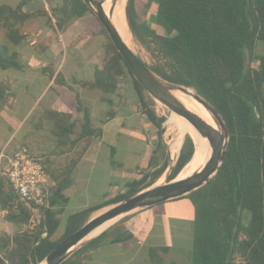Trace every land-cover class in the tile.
Segmentation results:
<instances>
[{"label": "trees", "instance_id": "1", "mask_svg": "<svg viewBox=\"0 0 264 264\" xmlns=\"http://www.w3.org/2000/svg\"><path fill=\"white\" fill-rule=\"evenodd\" d=\"M28 1L16 8L0 5V23L7 30L5 42H0V71L22 69L21 54L12 47L24 39L19 33L24 22L41 14L23 13ZM153 1L157 3L156 23L164 36L138 21L134 0H128L126 7L134 34L142 31L140 35L154 46L151 53L154 62L149 68L171 83L194 89L218 110L230 132L225 158L216 175L203 187L182 197L194 208L190 264H264V52L256 53L258 43L264 44V0ZM86 14L93 15L81 0H62V6L54 10L56 29L63 31L70 21ZM101 28L108 40L102 65L95 69L93 82L83 86L109 95L116 92L121 81L130 79L140 113L162 136L165 118L157 116L156 103L135 81L102 25ZM60 78L57 74L54 82L59 83ZM3 90L1 87L0 97ZM76 105L82 118L75 139L71 136L76 124L69 115L58 112L44 115L54 138L52 154H65L80 143L83 146L61 170V176L49 173L52 185L48 187V205L39 210L42 221L37 228L22 229L31 213L0 178V206L7 211L5 220L14 227L11 235H0V264H39L61 241L52 239L58 229L55 214L59 211L54 210L58 203L64 206L68 201L66 189L72 185L74 170L101 138V130L92 127L89 110L77 96ZM113 116V112H108L106 119ZM160 140L139 168L141 178L128 181L125 194L70 216L63 238L83 226L92 213L154 185L169 167V157ZM197 149V143L186 135L167 182L177 178ZM245 213L249 215L247 220ZM94 241L63 264H68Z\"/></svg>", "mask_w": 264, "mask_h": 264}, {"label": "crops", "instance_id": "2", "mask_svg": "<svg viewBox=\"0 0 264 264\" xmlns=\"http://www.w3.org/2000/svg\"><path fill=\"white\" fill-rule=\"evenodd\" d=\"M22 2L23 0H0V5L16 8ZM29 6L36 13L41 14L25 21L21 28H25V25H29V22L33 20H38L39 27H36L35 30L37 31L34 32H21L20 28L19 33L24 39L18 46L12 47V50L21 54L22 69L0 71V80L4 81L0 85L4 89L0 101H6L8 96V101L9 103L12 102L13 106L17 99L19 101L20 96L26 97L27 93L32 92L35 86L42 83V94L53 91L50 106L46 105L45 109L47 110L41 113L43 117L45 112H58L68 115L70 113L65 112L62 108L70 104L72 106L71 110L78 114V118L81 119L82 114L77 112L76 105V96L79 97V95L74 94V92L80 91L83 97H79V99L89 110L92 127L101 130V138L93 145L103 142L110 125L117 121V115L121 114L124 118H122L121 131L118 132L120 139L127 143L130 141L131 146H136L138 142L145 147L142 163L136 167L139 170L146 162L150 151L154 149V145L147 142L146 136L155 127L140 113L135 92L128 88L124 93L120 88V83L116 92L109 95L84 87L83 84L93 82L94 71L99 67H96V63L92 61L86 62L87 58H91L93 53L86 50V52H90L85 57L86 59L82 60L87 65V69L85 67L87 71L81 73L87 77V80H84L83 76L79 77L83 64L68 62L67 56L64 57L66 44L74 42L78 38L82 40L75 43L78 47L77 52L80 49L85 52L86 45L90 44L91 48L96 41H100L99 36L102 33V28H99L100 23L93 15L86 14L81 18L70 21L64 26L63 31L56 32L58 35L62 33V36L58 41H55L53 32H45L44 27H46V23L50 27V20L47 17L50 14L49 7L52 6V14H54V10L62 6V0H56L49 6L46 3L43 5L41 0H30L24 4L22 12L33 14L34 11H31L32 8H29ZM53 23L56 28L54 19ZM25 30L31 31L27 28ZM61 37H64V39L61 40ZM97 38L98 40H96ZM37 42L42 43V46L39 47ZM44 48V57H42L39 51ZM57 74L61 75L59 83L54 82ZM6 86L10 87V91L7 90L8 87ZM14 91L16 98L11 97L9 99V93ZM93 108L105 110L103 120L100 121L93 117L91 114ZM108 112L114 114L111 120L106 119ZM133 114L136 115L135 125L130 121ZM26 115L27 113L24 118ZM141 134L144 138L141 137ZM10 140V137H8L5 145H9ZM4 149L6 147L2 146L0 152L6 151L7 154L13 152ZM111 151L114 154L113 148H111ZM82 161L81 159L78 167L74 170L71 176L72 180L78 178L79 166ZM124 177H122V181H124ZM70 187L66 189V196L67 193L76 191V188ZM118 222L105 229V233L100 232L101 234L104 233L101 237V234L98 233L100 235L97 234V237L84 244L81 248L99 237L85 250L74 256L68 264H190L189 257L193 246L194 208L188 199H175L161 203L132 213Z\"/></svg>", "mask_w": 264, "mask_h": 264}, {"label": "rangeland", "instance_id": "3", "mask_svg": "<svg viewBox=\"0 0 264 264\" xmlns=\"http://www.w3.org/2000/svg\"><path fill=\"white\" fill-rule=\"evenodd\" d=\"M54 1L56 0H41L43 5H45L46 3L48 6L52 5ZM127 1L128 0H124L122 2L120 11L123 13L126 19L127 32L130 37L128 45L143 62H145L148 66H152L154 59L151 53L154 50V46L150 43L148 38L140 35L139 32L142 31H139L137 35L134 34L127 19ZM30 7L31 6H29V8ZM51 7H49L50 14H48L47 16L50 20L49 22L51 28L46 23V27H44V30H46L45 32H53L54 40L58 41L60 36H62V33H59V35L56 33L61 31L56 30V28L54 27L53 19L55 22L56 18L54 14H52L53 9ZM134 7L138 21L146 24V26L150 30L154 31L157 35H165L164 31L156 23L157 3L155 1L151 2V0H134ZM107 8H109L108 5ZM31 11H34V9L32 8ZM35 13L36 11L33 12V14ZM37 21L38 20L30 21L29 25L27 24L29 27L25 25V28L31 29V31L25 30V28L23 27L21 28V32L37 31L35 30L37 29L36 27H39ZM99 28H101V26ZM6 31V28L2 26V23H0V42L5 41ZM99 37L100 41H96L95 45L91 46V48L90 44L86 45L85 52H82L81 49L79 52L76 51L78 47L75 43L80 42L82 40L81 38H78L74 42L66 44V52L64 54V57L66 58L67 56V61L83 64L80 70L79 77L83 76L81 72L87 71V65L82 60L86 59L85 57H87L88 52L91 51L94 55L92 54L91 58H87V63L92 61L96 63V67L102 65L104 45L108 43V40L102 33ZM62 39H64V37H61V40ZM96 40H98V38ZM38 44L39 47L42 46V43ZM86 50L90 51L86 52ZM44 51L45 48L39 51L42 57H44ZM263 52L264 44L262 42H259L256 48V53L260 55ZM83 77L84 80H87L86 76ZM3 83L4 81L0 80V85H2ZM42 85L43 84L41 83V85L35 86L32 92L27 93L26 97L20 96L19 101L18 99L15 101L16 103H14V107L12 106V102L9 103L8 96L6 97V101H0V149L2 146L6 147V149L4 150L9 151H14L20 147L27 148L32 157L38 163L44 166L48 175V183L49 185H52V178L49 173L55 172V176H61V170L73 158L75 151H78L82 148L83 143L78 144L74 150L68 149V152L65 154H61L58 152L57 154L51 153V151L54 149V138L51 134V125L46 119H44L41 113L44 112V110H47L45 109L46 105L50 106L53 91H48L47 93L45 92L44 94H42ZM1 87L2 86H0V88ZM6 87H8L7 90L10 91V87ZM120 88L124 93H126L128 88L132 89L135 92L133 83L130 79H124L123 81H121ZM74 94H78L80 98L83 97L80 91H76L74 92ZM9 96V99L11 97L16 98L15 91L10 92ZM71 108L72 106L70 104H67L65 108H62V110L70 113L68 115L71 118V121L76 124L74 134L71 136L72 139H75L78 137L80 131L79 126L81 123V119L78 118L79 115L75 114V112L72 111ZM154 109L157 116L165 118V122L161 127L163 130V134L162 136H159L157 129L154 128V130L151 131L152 133L150 131H147L148 135L146 136V140L148 143L151 142L155 147L161 138L160 141L163 143L165 147V153L169 158V147L174 145L175 147L178 146L181 149L184 137L186 135L192 137V139L197 143L199 149L206 146L208 142L202 139L185 120L169 112L159 103H156ZM104 111L105 110L101 108L98 110L93 108L91 114L94 118L101 121L105 116ZM26 113L27 115L24 118V115ZM135 116L136 115L133 114L130 118V121L133 125H135L136 123ZM117 118L118 120L113 122L110 125L108 131L105 133L103 142L93 145L88 149L87 153L84 154L82 158L83 161L79 166L80 171L78 178H74V180H72L73 185L70 187L76 188V191H74L75 193L72 191L71 193H67L68 201L66 202V204L64 206H58L60 204L58 203V207L56 206L54 212L59 211L58 214H55V219L58 221V229L56 234L52 237L53 240L59 241L63 239V236L66 233L67 219L70 216L78 213L79 211H82L83 209L99 206L104 201L112 200L118 194H125V184L128 182L125 180L132 181V179L138 180L141 178L136 167L142 163L145 147L138 142L136 146H131L130 141H128L129 143H127L123 142L120 139V136H118V132L121 131L120 127L122 124V118L124 117L121 114H118ZM8 137H10L11 140L9 141V145L7 144V147V145H5V141ZM141 137L144 138L142 134ZM111 148L114 149V154L111 153ZM194 156H197V153H195L193 157ZM190 162L182 169L180 174L177 176L178 178L184 176L190 169L195 166L194 163L189 166ZM173 166L174 163L169 159L168 169L154 184L160 185L166 183L167 176ZM122 177H124V181H122ZM108 206L92 213L90 218L98 215ZM245 214V218L247 220V217H249V215L248 213ZM13 232L14 227L5 219H3L2 224H0V235H11Z\"/></svg>", "mask_w": 264, "mask_h": 264}, {"label": "water", "instance_id": "4", "mask_svg": "<svg viewBox=\"0 0 264 264\" xmlns=\"http://www.w3.org/2000/svg\"><path fill=\"white\" fill-rule=\"evenodd\" d=\"M100 21L135 81L156 103L169 112L185 120L204 140L209 143L210 152L203 166L191 176L182 180H172L157 186H150L139 193L108 206L98 215L90 218L75 232L64 237L39 264H63L84 244L91 241L90 236L108 222L121 219L137 211L185 197L207 184L223 164L229 144L230 132L218 110L196 91L189 87L171 83L155 74L124 42L112 22V14L119 0H81ZM104 4H108L107 12ZM186 96L200 104L211 116L216 129L205 123L189 110L177 97ZM113 223V224H114ZM110 227V226H109Z\"/></svg>", "mask_w": 264, "mask_h": 264}, {"label": "built area", "instance_id": "5", "mask_svg": "<svg viewBox=\"0 0 264 264\" xmlns=\"http://www.w3.org/2000/svg\"><path fill=\"white\" fill-rule=\"evenodd\" d=\"M179 147H169L170 161L175 163L179 155ZM0 178L4 179L13 195L31 213L28 223L23 230H34L41 221L40 208L46 207L48 197V175L44 166L38 163L29 150L20 147L7 154L0 152ZM7 215V211L0 206V224Z\"/></svg>", "mask_w": 264, "mask_h": 264}, {"label": "bare ground", "instance_id": "6", "mask_svg": "<svg viewBox=\"0 0 264 264\" xmlns=\"http://www.w3.org/2000/svg\"><path fill=\"white\" fill-rule=\"evenodd\" d=\"M123 1L124 0H119L117 2L116 6H115V9L113 11V14H112V22H113L114 26L116 27L118 33L120 34V36L122 37V39L126 43V45L129 47L128 44H129V41H130V37H129V34L127 32L126 19H125L123 13L120 11V9H121L120 6H121V4H122ZM107 5L108 4H104V10L106 12L108 10ZM177 97L179 98V100L189 110H191L194 114H196L200 119H202L205 123H207L208 125H210L212 128L216 129V124L214 123L213 119L211 118V116L209 115V113L200 104H198L197 102H195L192 99H190V98H188L186 96H183V95H177ZM209 152H210L209 143H207L206 146L203 147V148H201V149L198 148L197 151L195 152V153H197V156H194L193 159L191 160L190 164H189V166H190V165H192L194 163L195 166L193 165L194 167L192 169H190L188 171V173H186L181 178H178L177 177L176 180H182L184 178H187V177L191 176L194 172L198 171L203 166L204 162L206 161V158H207ZM203 156H204V158H203ZM157 185H159V184H155L154 186H157ZM116 220H113L111 222H108L105 225H103L102 227H100L98 230H96L90 236V238L95 237L97 235V233H99L102 230L104 231L105 228L107 229L109 226L113 225V223Z\"/></svg>", "mask_w": 264, "mask_h": 264}]
</instances>
